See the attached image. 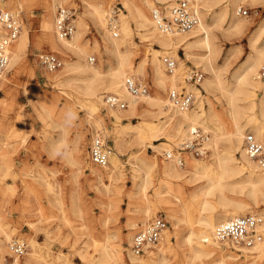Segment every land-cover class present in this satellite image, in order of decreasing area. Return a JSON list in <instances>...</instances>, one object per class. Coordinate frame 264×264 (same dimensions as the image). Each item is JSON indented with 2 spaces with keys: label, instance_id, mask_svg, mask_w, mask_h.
<instances>
[{
  "label": "bare ground",
  "instance_id": "obj_1",
  "mask_svg": "<svg viewBox=\"0 0 264 264\" xmlns=\"http://www.w3.org/2000/svg\"><path fill=\"white\" fill-rule=\"evenodd\" d=\"M64 1L47 0L46 10L43 14L42 40L51 50L59 53L64 60L63 68L49 71L47 78L53 81L55 86H68L81 96V100L85 102L82 105L87 107L89 116H95L97 127L102 119L99 112L102 105L105 106L107 115L114 117V123L122 126L121 129L116 128L115 132L113 131L115 152L109 156L108 164H111L101 167L103 171L91 169V174L99 180L105 176L110 184L119 179L122 174L121 167L119 163L113 165L112 162H119L121 146L126 141L143 144L145 139L139 133L134 132L129 140H126L122 134L131 133L134 125L124 126L121 120L129 118V116H135L138 112L143 114V122L150 124L152 137H165L174 144L187 136L191 127L198 126L202 128L207 134L205 146L210 152L211 161L199 160L188 153L184 154L183 165H178L173 158L166 157H164V162L161 165L158 164L156 159L152 162L136 159L132 176L141 179L142 191H145L149 183L151 171L158 169L163 178L162 181L165 183L183 180L189 183L201 182L197 190L189 195L190 202L196 200L198 202L199 214L197 218L192 219L189 206L184 203L181 208L183 217L173 223V231L176 234L179 223L185 222L189 226L188 232L183 236V244H181L186 246L184 255L187 262L190 264H224L226 262L239 264L242 262L237 261L242 259L244 264H258L257 260L264 254V241H258L252 246L233 243L229 240L220 242L216 239L214 231L217 225L236 216L245 215L249 211V203L243 199L227 198L225 192L232 191L235 193L242 192L247 198L251 199L256 208L254 211H258V215L262 217L257 228L262 232V235L264 233V230H262V228L264 229V208L260 207L264 205V171L260 169L256 161L246 155L242 146L243 135L246 131L252 132L257 139L264 138V82L258 77V70L264 61V19L260 21L256 30L250 36L248 41L250 52L241 65L238 66V69L232 73L231 79H226L223 76L227 66H219L215 63L221 53L217 33L222 32L227 37L240 36L251 26L248 15L243 16L239 12L240 3L247 2L250 8L256 11V8L260 7V3H264V0H188L199 13V23L185 32H164L159 29L152 19V11L148 13L152 3L147 0L139 2V4L137 0H123V7L127 11V16L120 15L112 25L109 24L108 18L113 10L109 11L107 9L105 6L106 0H82L83 10L81 15L73 19L75 25L73 34L69 38L60 39L56 36L54 30L53 15L55 13L53 14V9L61 6ZM157 1L165 5L169 0ZM14 2L15 5L21 8L23 0H0V9L9 7L10 4L14 5ZM86 17L92 21L101 37L103 54L106 55L108 64L106 69L102 67L100 62L93 64L87 61V58H89L86 56L87 46L81 39L82 32L85 29ZM131 23L140 28L138 33L143 38L151 44L156 43L158 45V48L151 47L149 57L141 59L134 70L142 73L146 64L150 68L152 78L157 86L151 95L147 93L135 97L124 86V79L128 75L126 70L134 67L132 58V48L134 47H129L134 44L129 39ZM116 28L119 32H116ZM3 32L4 30L0 24V34H3ZM28 42L29 29L24 26L20 30L17 39L9 46L10 60L6 68L8 73L13 70L15 73L17 70L26 67V64H23V52ZM178 49H182L185 58L194 59L195 63L200 65L206 72V76L200 82V87L193 84L188 87L195 93L197 98L194 96L195 102L187 110H179L172 106L167 95H164L165 90L168 88L170 90L176 89V82L179 77L175 69L171 72L164 69V63L160 56L165 53L169 54L175 59L176 66H178ZM238 52L239 50H233L231 54ZM112 57L115 58L114 64L111 62ZM29 71H32L31 67H29ZM8 81L9 77L1 73L0 87ZM29 89L32 90L31 88L25 90L27 96L33 98L32 100L37 99L42 102L43 110H40L39 117L48 123L47 121L52 117L51 112L55 108L54 102ZM202 91L205 92L204 95ZM103 93L120 95L127 101V107L123 109L107 107L102 99ZM210 94H216V99L225 102L227 114L229 115V129L224 127L220 112L214 109L211 104L206 109L199 101L197 106L194 107L201 96L208 100L207 97ZM144 114H148L149 119ZM153 117L155 121L151 120ZM80 139L81 135L78 134L75 139L76 150L79 147ZM167 140L166 142L161 141L159 144H153L152 142H148V144L158 148L159 151L165 149L163 152L165 156L166 151L173 149V146L167 143ZM215 194L218 196V204L210 200V197ZM54 203L60 212L61 218L64 222H67L66 210L60 195L54 198ZM70 203L71 213L76 214L79 211L76 208L77 200L71 198ZM217 207H220L221 210L219 213L213 214V210ZM206 210L212 212L204 214L203 211ZM149 213L147 208L145 215L147 216ZM132 226H136V223H133ZM15 233L16 228L11 227L8 222L0 217V264L6 260L5 256L10 254L9 242L13 240ZM51 233L53 232H47L45 245H49ZM168 233L167 229L158 238L160 245H155L156 251L149 250L151 245L145 249L147 258L132 252L129 246L132 245L133 236L128 233V260L133 264H149L150 262L153 264H168L165 256V248L169 245ZM53 235L60 236V229L56 230ZM65 238L67 237L60 236L61 242ZM27 240L29 248L23 256L22 264H40L41 262L43 264H68V258L64 255V252L60 251L61 253L54 256L42 255V245L34 237H29ZM110 242L111 240L107 236L103 243H94L99 256L95 259L89 256L87 261L92 263L94 261V264L124 263ZM79 254L86 258L83 252L80 251Z\"/></svg>",
  "mask_w": 264,
  "mask_h": 264
},
{
  "label": "rangeland",
  "instance_id": "obj_2",
  "mask_svg": "<svg viewBox=\"0 0 264 264\" xmlns=\"http://www.w3.org/2000/svg\"><path fill=\"white\" fill-rule=\"evenodd\" d=\"M46 1L23 0L21 8L15 5L14 2V5L10 4L9 7L0 9L20 11V30L24 26L28 27L30 42L27 43L23 52V64H26V67L17 70L15 73L14 70L8 73L7 69L2 72L9 77V81L0 87V217L8 222L11 227L16 228L13 240H24L28 246L27 239L34 237L43 247L41 250L42 255L54 256L64 252V255L68 258V264H94V261L93 263L87 261V257L92 256L95 259L99 256L94 243H103L107 236H109L114 250L124 261L122 264H133L127 256V234L131 233L134 236L135 232L150 219L160 217L166 223L165 230L168 229L169 232V245L165 248L167 263L190 264L186 261L187 258L184 255L186 246L181 245L183 244V236L188 232L189 226L185 222L179 223L176 234L173 231V223L183 217L181 208L184 203L189 206L192 219L197 218L199 214L198 202L197 200L190 202L189 195L197 190L201 182L189 183L183 180L165 183L162 181L163 178L158 169L151 171L149 183L145 191H142L141 179L132 176L133 165L136 159H143L147 162L156 159L158 164L161 165L164 162L163 152L165 149L159 151L158 148L150 146L148 142L159 144L161 141L166 142L167 138L152 137L151 126L143 122L141 112L121 120L124 126L134 125L131 133L122 134L126 140H129L134 132L139 133L145 139L143 144L126 141L121 146L119 162H112L113 165L119 163L121 167L122 174L119 179L110 184L105 176L99 180L91 174V169L103 171L101 167L93 164L89 159L88 151L91 138L99 135L106 140L112 149L111 156L115 152L113 138L115 129H121L122 126L114 123V117L108 116L105 106L102 105L99 110L102 119L97 127L95 116H89L87 107L82 105L85 102L81 100V96L68 86H55L54 82L47 78L48 71L39 65L38 54L41 52L54 53L61 59L62 65L57 70L62 69L64 65V60L60 54L51 50L42 40L43 14L46 10ZM137 1L139 4V2L146 0ZM147 1L152 3L148 13L152 11V8L169 4L167 2L164 5L157 0ZM105 4L109 11L115 10L116 19L120 15L127 16V11L123 7V0H106ZM61 6L71 8L73 23V19L81 15L83 1L65 0ZM58 7L53 9V14H56ZM241 7L247 10V13L243 16L248 15L251 26L240 36L227 37L222 32L217 33L221 53L215 64L227 66V70L223 73L226 79H231L232 73L238 69V66L241 65L250 52L249 38L260 21L264 19V3H260V7L256 8V11L250 8L247 2L240 3ZM55 14L53 15L54 18ZM139 29L134 23H131L129 39L134 44L129 47H134L132 48L134 67L127 69L126 74H128L127 76L134 75L145 83L149 88L148 94L151 95L157 86L152 78L150 68L146 64L142 73L134 70L141 59L149 57L151 47L158 48V45L156 43L151 44L143 38L138 33ZM116 32H119L117 28ZM81 39L87 46L86 56L89 57L87 61L93 64L100 62L102 67L106 69L108 64L106 55L103 54L101 37L92 21L87 17L85 18V29L82 32ZM233 50H239V52L231 54ZM177 53L179 57L175 72L178 73L179 79L176 82V88H184L186 91L193 93L188 89L193 83L184 80V71L189 68H196L203 74L201 81L206 76V72L200 65L195 63L194 59L185 58L182 49H178ZM111 62L112 64L115 63L114 57H112ZM180 65L182 66L179 67ZM29 67L32 68L31 72ZM163 67L166 69L164 64ZM200 82L193 85L200 87ZM26 87L54 102L55 108L51 112L52 117L47 121L48 123L39 117L40 110H43L42 102L29 98L25 91ZM169 90V88L165 90L164 95H167ZM193 94L196 97L195 93ZM202 94L204 95L205 92L202 91ZM204 99V96H201L194 107L197 106L199 101L206 109L211 104L214 109L220 112L224 127L229 129V115L227 114L225 102L216 99V94H210L207 97L208 100ZM144 115H147L149 119L148 114ZM151 120L155 121V118L153 117ZM78 134L81 135V139L76 150L75 139ZM167 143L173 147L177 145L168 140ZM209 153L207 149L205 158L197 159L206 162L211 161ZM225 194L228 196L227 198L236 197L248 202L249 211L245 214H259L258 211H254L256 210L255 205L244 193L226 191ZM59 195L66 210L67 222H64L61 218L60 212L54 203V198ZM71 198L77 200L76 208L79 211L76 214L70 211ZM217 199V194L210 197V200L215 204H218ZM260 207L264 208V205ZM147 208L150 213L146 216L145 210ZM220 210L221 208L217 207L213 212L206 210L203 213L212 212L216 214ZM133 223H136V226H132ZM58 229H60V236L67 237L63 242H61L60 236L53 235ZM262 230L264 229L262 228ZM49 231L53 232L50 235L51 241L49 245H45L46 234ZM262 241H264V233ZM155 245H160L159 240L151 244L149 250L156 251ZM129 248L131 249V246ZM80 251L83 252L86 258L79 254ZM139 255L147 258L146 252ZM7 256H5V259H7ZM237 262L244 263L242 259ZM257 263L264 264V254L257 260ZM40 264H43V262ZM149 264L153 263L150 262Z\"/></svg>",
  "mask_w": 264,
  "mask_h": 264
},
{
  "label": "built area",
  "instance_id": "obj_3",
  "mask_svg": "<svg viewBox=\"0 0 264 264\" xmlns=\"http://www.w3.org/2000/svg\"><path fill=\"white\" fill-rule=\"evenodd\" d=\"M167 6H157L151 16L156 26L164 32H185L199 23V13L188 0H169ZM241 14L247 10L239 8ZM73 11L67 6H59L54 18L55 34L60 39L71 37L74 32L72 23ZM116 20V12L112 11L108 18L110 25ZM0 24L4 30L0 35V74L6 70L10 60L9 46L17 39L21 24L20 12L13 10H0ZM167 71L171 72L176 68V61L169 54L161 56ZM38 63L46 71H54L61 67V59L51 52L38 54ZM203 74L196 68H189L184 71V80L199 84ZM258 77L264 82V61L258 70ZM124 86L127 91L138 97L149 92L148 86L134 76H126ZM169 103L179 110H187L195 102L194 95L184 88L169 90L167 94ZM103 102L107 107L123 109L127 107V101L115 93H105ZM207 134L202 128L191 127L187 136L177 142L173 149L165 152L166 158H173L178 165L184 164V154L188 153L196 158H202L207 154L205 146ZM242 146L246 155L260 166L264 171V138L257 139L252 132L246 131L243 135ZM111 146L101 136L91 138L89 145L90 161L100 167L109 163ZM261 223V216L256 213H249L236 216L216 226L214 234L217 240L224 242L229 240L233 243L252 246L262 241V232L258 230ZM166 223L160 217L150 219L142 228L138 229L132 240L131 250L135 254H142L145 249L156 242L163 234ZM27 244L24 240L14 239L9 242V251L4 264H21L22 258L27 251ZM224 264H238L235 262ZM244 264V263H239Z\"/></svg>",
  "mask_w": 264,
  "mask_h": 264
}]
</instances>
